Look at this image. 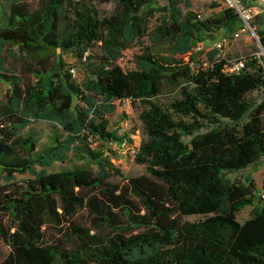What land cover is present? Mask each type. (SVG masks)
Segmentation results:
<instances>
[{
    "label": "trees",
    "instance_id": "16d2710c",
    "mask_svg": "<svg viewBox=\"0 0 264 264\" xmlns=\"http://www.w3.org/2000/svg\"><path fill=\"white\" fill-rule=\"evenodd\" d=\"M111 1L115 12L101 16L97 5ZM6 2L0 79L11 92L0 109V240L10 251L0 264H264V206L255 204L262 200L256 183L223 175L264 157V58H249L233 74L216 59L218 50L208 53L206 67L194 53L240 19L235 9L201 20L183 13L188 0L162 7L158 0ZM157 13L161 23L151 30ZM256 34L264 47V33ZM144 38L153 47L134 52ZM7 49L26 58L24 72L34 83L8 74ZM59 54L81 62L82 83L63 60L54 64ZM164 86L179 89L169 110L156 101ZM256 92L262 99L254 104ZM122 100L144 105L139 117L146 132L135 157L146 174L125 179L126 185L113 182L123 175L104 149L124 140L108 120ZM38 121L65 134L40 154L35 140L22 135ZM71 157L82 164L48 171ZM23 174L30 178L20 183ZM245 207L251 214L240 223ZM83 210L92 217L89 228L76 222ZM186 216L205 219L183 221ZM49 228L62 237L48 242Z\"/></svg>",
    "mask_w": 264,
    "mask_h": 264
},
{
    "label": "rangeland",
    "instance_id": "374dc122",
    "mask_svg": "<svg viewBox=\"0 0 264 264\" xmlns=\"http://www.w3.org/2000/svg\"><path fill=\"white\" fill-rule=\"evenodd\" d=\"M191 4L190 8H186L184 4L181 5L183 13L186 14L189 11L194 12L201 16V20L213 17L221 12L225 8L230 6L227 4L226 0H188ZM238 4L244 6L253 14V19L250 22L253 33L244 35L238 40H232V34L238 30L241 21L238 19L237 22L230 25L227 28H222L216 30L212 34V37L205 40L201 46L194 50L196 59L203 66H208V53L212 50H218L216 48L217 44L223 40L226 41L225 48L223 50H218L216 59L219 61H226L229 63L238 62L241 59L248 60L249 58H264L263 46L260 43L259 36L256 34V29L264 33V7L260 2H249L246 0H236ZM167 4V0H158L156 6L162 7ZM98 11L101 16H109L113 14L116 10V3L111 1L106 4L97 5ZM9 12V5L6 0H0V20H4ZM162 14L157 13L154 19L149 20L150 29H154L161 23ZM143 47H153L147 38L142 39L140 44L135 46L134 52H140ZM156 50L163 51L166 48ZM95 54H99L98 47L94 50ZM5 62L8 74L19 77L23 79L24 85L32 84L35 82V78L28 73L24 72V67L26 66V58L17 49H7L4 53ZM63 60L66 65L65 70L74 69L75 76L73 77L77 83H82L85 79L84 72L80 66V61L73 54H59L54 60V64L57 60ZM70 74H72L70 72ZM73 75V74H72ZM11 92V84L0 79V109L7 104L8 94ZM179 89H173L169 86H164L162 93L156 99V101L161 104L166 110H169V105L178 99ZM252 98L254 99V104H257L262 99V93H253ZM116 110L114 113L108 116L109 129L110 131L117 132L119 137L124 138L122 142H115L107 144L104 149H109L113 153L114 164L122 172V178H116L113 180L114 183H119L121 185H126L125 179L136 178L141 175L146 174V167L144 165H139L135 162V156L129 153V147L134 143L142 142L146 139V132L144 130L143 124L140 121V114L144 110V105L140 102L133 103L130 100L116 101ZM1 112V111H0ZM172 113V111H170ZM176 119L180 117L174 114ZM22 135L24 137H31L37 143V153H42L49 146L50 142L54 137L63 139L65 134L63 130L56 124L48 123L45 121H38L33 123L31 126L27 127ZM188 142L189 138L184 139ZM97 146V145H96ZM94 145V148L96 147ZM82 163L77 159L71 157L66 163L58 164L55 163L53 166L48 168L49 172H59L65 169H71L81 165ZM94 168V167H93ZM37 169H41L37 167ZM227 179L232 182H245L247 178H251L255 181L257 187V193H261L262 182L264 175V157L260 159L259 162L242 169L240 171L225 172L223 174ZM30 176L28 174L17 175V181L23 183ZM5 185V181L0 176V186ZM255 204L264 206V201L260 200L258 197L255 199ZM251 207H245L237 215V220L242 223L250 213ZM205 219V216H186L183 217V221L198 222ZM92 217L87 210H83L79 213L76 222L78 225L89 228L91 227ZM7 221V220H6ZM62 235L55 228H49L46 230V240L48 242H55ZM71 249L75 247V242L68 244ZM10 249L9 247L0 240V253L2 257L0 258V263L8 255Z\"/></svg>",
    "mask_w": 264,
    "mask_h": 264
},
{
    "label": "built area",
    "instance_id": "2783aa9c",
    "mask_svg": "<svg viewBox=\"0 0 264 264\" xmlns=\"http://www.w3.org/2000/svg\"><path fill=\"white\" fill-rule=\"evenodd\" d=\"M227 4L230 6V8L235 9L236 13L239 15L241 24L240 27L236 32L232 34V40H238L239 38H242L244 35H247L249 33H253L255 35L253 28L250 24V22L253 19V14L244 8V6L238 4L236 0H226ZM258 2L261 3V5L264 7V0H259ZM198 19H201L200 15H197ZM226 41L223 40L219 42L216 46L218 50H223L225 48ZM246 60L241 59L238 62L229 63L226 66V69L233 74H238L245 66ZM70 72L73 74L72 77L75 76V70L71 69ZM141 142L134 143L131 147H129V153L136 157L139 148H140ZM260 198L264 201V191L259 194Z\"/></svg>",
    "mask_w": 264,
    "mask_h": 264
},
{
    "label": "crops",
    "instance_id": "0c3cea01",
    "mask_svg": "<svg viewBox=\"0 0 264 264\" xmlns=\"http://www.w3.org/2000/svg\"><path fill=\"white\" fill-rule=\"evenodd\" d=\"M251 210H252V207H251ZM251 210H250V213L247 215V217H245V219H244V221L242 223H244L247 219H249L250 214H251Z\"/></svg>",
    "mask_w": 264,
    "mask_h": 264
},
{
    "label": "water",
    "instance_id": "95a60500",
    "mask_svg": "<svg viewBox=\"0 0 264 264\" xmlns=\"http://www.w3.org/2000/svg\"><path fill=\"white\" fill-rule=\"evenodd\" d=\"M263 51H264V47H263ZM263 56H264V54H263Z\"/></svg>",
    "mask_w": 264,
    "mask_h": 264
}]
</instances>
